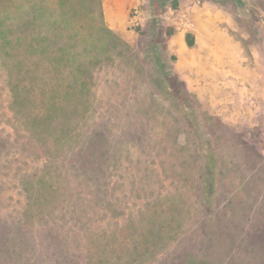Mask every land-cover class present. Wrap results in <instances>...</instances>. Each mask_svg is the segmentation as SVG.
Wrapping results in <instances>:
<instances>
[{"label": "rangeland", "instance_id": "rangeland-1", "mask_svg": "<svg viewBox=\"0 0 264 264\" xmlns=\"http://www.w3.org/2000/svg\"><path fill=\"white\" fill-rule=\"evenodd\" d=\"M99 2L0 0V264H264V0H150L122 43Z\"/></svg>", "mask_w": 264, "mask_h": 264}, {"label": "crops", "instance_id": "crops-1", "mask_svg": "<svg viewBox=\"0 0 264 264\" xmlns=\"http://www.w3.org/2000/svg\"><path fill=\"white\" fill-rule=\"evenodd\" d=\"M99 1H100L99 17L104 29H106L108 33H111L112 37L116 38V40H118L121 43L127 41L129 38H131L132 36L134 37L136 35L134 31L131 32L132 29L131 28L129 29L128 27V18L132 10H139V9L143 10V8L145 9L150 7V0H99ZM200 6L201 7L197 6L195 3L191 5V13L195 22V26L197 28L196 30H199L198 27L201 25V23H203L207 19L217 20V18H221V10L218 8H214L213 6H211L209 2L207 1L202 2ZM189 33L191 34H187V35L192 37L193 45H194L193 32L189 31ZM177 34L184 36L183 33H177ZM180 37L182 38V36ZM234 50L236 53L235 55H228L226 56V59L224 61H221V63L223 64L221 73L224 74L223 76H226L227 73L230 74L235 73L237 81L234 82L229 79L222 81L220 80L214 81L213 78L207 80V82H210L212 84L210 87L211 89L226 88L224 94H218L217 92L212 90L210 94L211 100L209 102V104L211 105V109H213V107H216L218 101L222 104L226 103V101L224 100L225 99L227 100L226 97H229L228 95H230V93L227 90L231 89V87H233V84L236 85L237 83L236 88L240 89L242 95L243 93H245L244 92L245 90L254 89V86L256 85L255 82H252L250 80L243 81L242 76L245 73V71H251V70L242 67L244 61L243 59L244 51L238 47H236V49ZM201 52L202 53H199V55L203 57V60L206 56L213 57L212 55H214L212 51L210 52V54H207L206 50ZM256 57H258V59H256V62H257V70L259 71L260 68L262 67L260 65L261 63L260 54H257ZM192 66L193 65H190L191 68ZM262 97H264V95ZM230 102H231L230 100L227 101V103Z\"/></svg>", "mask_w": 264, "mask_h": 264}, {"label": "built area", "instance_id": "built-area-1", "mask_svg": "<svg viewBox=\"0 0 264 264\" xmlns=\"http://www.w3.org/2000/svg\"><path fill=\"white\" fill-rule=\"evenodd\" d=\"M167 16L170 26L180 33H187L191 30L192 24L189 19V16L186 13H180L171 7L167 8ZM142 16L139 10H132L128 18V27L131 29L137 28L141 25Z\"/></svg>", "mask_w": 264, "mask_h": 264}, {"label": "trees", "instance_id": "trees-1", "mask_svg": "<svg viewBox=\"0 0 264 264\" xmlns=\"http://www.w3.org/2000/svg\"><path fill=\"white\" fill-rule=\"evenodd\" d=\"M230 1H233V0H230ZM225 2H226V1H225ZM186 44H187L188 47L193 46V39H192V37L189 36V35H186Z\"/></svg>", "mask_w": 264, "mask_h": 264}]
</instances>
